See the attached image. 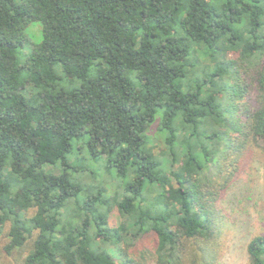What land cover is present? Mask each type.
Returning a JSON list of instances; mask_svg holds the SVG:
<instances>
[{
	"label": "trees",
	"instance_id": "obj_1",
	"mask_svg": "<svg viewBox=\"0 0 264 264\" xmlns=\"http://www.w3.org/2000/svg\"><path fill=\"white\" fill-rule=\"evenodd\" d=\"M253 143L264 0H0V240L22 264H218Z\"/></svg>",
	"mask_w": 264,
	"mask_h": 264
},
{
	"label": "rangeland",
	"instance_id": "obj_2",
	"mask_svg": "<svg viewBox=\"0 0 264 264\" xmlns=\"http://www.w3.org/2000/svg\"><path fill=\"white\" fill-rule=\"evenodd\" d=\"M33 42L40 41V27L29 30ZM35 40V41H34ZM32 46L29 42L19 51V62L23 65ZM164 141L159 140L157 148H163ZM264 144L253 143L247 151L236 176L231 181L230 189L220 201L224 213L221 239L222 254L218 264H249L247 246L255 236L264 234ZM166 151V150H165ZM162 153V152H161ZM77 181L89 182L88 173H75ZM117 183L121 180L116 179ZM99 183L92 185L96 187ZM119 213L115 211L113 223L119 222ZM8 236L0 240V264H22V258L14 253L4 251Z\"/></svg>",
	"mask_w": 264,
	"mask_h": 264
}]
</instances>
